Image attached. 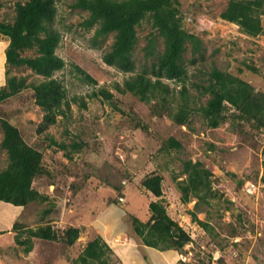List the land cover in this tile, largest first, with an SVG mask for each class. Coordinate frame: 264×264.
<instances>
[{
  "label": "rangeland",
  "instance_id": "1",
  "mask_svg": "<svg viewBox=\"0 0 264 264\" xmlns=\"http://www.w3.org/2000/svg\"><path fill=\"white\" fill-rule=\"evenodd\" d=\"M24 1L0 0V21L12 22L15 3ZM75 1H56V28L62 34L56 54L66 67L55 76L67 90L70 117H58L54 125L38 133L43 112L35 105L32 90L26 89L0 103V118L15 126L28 146L42 152V164L48 171L47 175L34 179L33 187L47 196L50 203L23 207L18 223L36 228L41 210L53 205L47 220H51L48 221L54 228L71 225L83 230L70 247L32 239L33 249L28 254L24 253V246L0 241V264H71L89 239L100 236L105 241L115 233H124L123 238L127 234L133 236L129 214L145 221L149 217V202L157 200L140 185L145 176L154 173L163 177L161 201L168 215L192 239V243L177 252L179 261L264 264V132L255 134L246 126L245 130L250 133H241L232 128L230 120L211 129L198 113L191 114L189 124L179 128L166 116H154L151 105L139 102L128 93L119 94L115 84L122 86L133 74L120 73L103 63L102 55L110 49L113 36L109 35L100 49L93 48L94 30L86 31L80 25L88 13L72 10L70 6ZM178 1L184 28L198 36L204 47V61L195 65L186 63V85L189 95L194 96L195 106L204 105L208 96L200 97L192 84L205 83V72L212 67L239 76L264 93V31L250 38L235 24L223 21L220 14L229 0ZM261 24L264 30V14ZM136 30L138 41L133 58L138 73L143 65L150 64L144 59L143 48L152 30L147 20ZM158 49L162 50L161 41ZM189 58L188 52L185 60ZM74 66L90 75L97 84L82 83ZM11 75L23 76L27 83L42 80L26 68L12 70ZM101 88L113 94L110 102L92 97L93 92ZM81 101L85 102V109L80 106ZM2 137L0 128V142ZM76 137L86 146L80 153H74L71 160L64 157L59 148L50 146V138L57 143L70 144ZM170 137L179 140L182 148L168 153L160 151ZM186 160L200 161L212 173L213 187L222 195L211 206H201L197 213L199 220L210 224L209 230L191 220L190 212L196 200L182 204L179 199L177 182L185 178L181 171ZM6 165V153L0 149V171ZM120 185L124 203L121 208L108 203L109 198L119 196L111 186Z\"/></svg>",
  "mask_w": 264,
  "mask_h": 264
},
{
  "label": "trees",
  "instance_id": "2",
  "mask_svg": "<svg viewBox=\"0 0 264 264\" xmlns=\"http://www.w3.org/2000/svg\"><path fill=\"white\" fill-rule=\"evenodd\" d=\"M56 1L16 2L12 22L0 21V34L9 40L5 51L6 84L0 88V103L17 96L23 90L31 89L35 105L43 112L38 133L54 125L58 117H70L71 101L67 90L55 76L66 67L64 60L56 54L62 42V34L56 28ZM70 7L88 13L80 25L86 31L94 30L91 38L93 48L100 49L107 37L113 36L110 49L102 55L103 63L120 73L133 74L122 86L115 84L114 88L119 94L128 93L139 102L151 105L150 111L154 116H166L179 128L189 124L191 114L198 113L211 129L230 120L232 128L241 133L264 132V93L255 90L239 76L216 67L205 72V83L201 81L192 84L200 97L208 96L204 105L195 106L194 96L189 95L186 85V63L195 65L204 61V47L198 36L184 28L178 0H76ZM263 14L264 0H229L220 18L238 26L245 36L255 38L264 31L261 24ZM145 20L150 23L152 30L143 48L144 59L149 60L150 64L143 65L137 73L133 58L138 41L136 29ZM159 41L162 43L161 51L158 49ZM26 52H33L34 55H24ZM188 52L190 58L186 61L185 54ZM23 68L42 80L27 83L25 77L11 75L12 70ZM247 69L258 73L253 67L247 66ZM74 71L82 83L93 86L97 84L81 68L74 66ZM169 82L179 88H172ZM92 97H101L109 102L114 98L104 88L94 91ZM112 105L117 109L115 104ZM80 106L85 109V102L81 101ZM246 126L249 131L245 130ZM0 128L3 134L0 149L5 151L7 157L6 167L0 171V201L24 208L32 203H50L47 196L33 187L35 178L48 174L42 164V152L28 146L19 130L10 122L0 118ZM49 140L50 146L59 148L64 152V157L70 160L74 153H80L86 146L78 137L70 144L57 143L53 138ZM181 148V142L170 137L162 144L160 151L168 153ZM181 173L185 178L177 182L180 202L187 204L195 199L194 208L190 212L191 220L205 230L211 229L208 222L197 218V213L201 211V206H211L213 201H219L222 197L213 187L212 173L200 161L191 160L183 162ZM162 182L163 177L155 173L142 179L141 187L157 200L149 202L147 220L129 214L130 226L133 236L144 246L159 251L180 252L192 243V239L168 215L162 204ZM111 187L119 196L116 199L109 198L108 203L123 207L122 186ZM53 207L48 205L41 210L36 228L15 223V243L24 246L25 253L32 250V239L68 247L78 240L82 227L68 225L58 229L50 224L51 220L47 218ZM112 253L108 244L97 236L86 242L71 264H109ZM179 263L186 264L181 261Z\"/></svg>",
  "mask_w": 264,
  "mask_h": 264
},
{
  "label": "crops",
  "instance_id": "3",
  "mask_svg": "<svg viewBox=\"0 0 264 264\" xmlns=\"http://www.w3.org/2000/svg\"><path fill=\"white\" fill-rule=\"evenodd\" d=\"M8 44V38L0 34V88L6 84L5 51ZM22 211L23 207L21 206L0 201V241L10 245L15 243L17 230L15 231L14 225L16 222L18 223ZM20 224L26 227V224ZM123 234L118 235V233H115L113 237L110 236L109 239H105L113 252L110 255L109 264H114V262L115 264H177L180 259L174 250L159 251L144 246L135 236L130 234L125 235V238H123Z\"/></svg>",
  "mask_w": 264,
  "mask_h": 264
},
{
  "label": "built area",
  "instance_id": "4",
  "mask_svg": "<svg viewBox=\"0 0 264 264\" xmlns=\"http://www.w3.org/2000/svg\"><path fill=\"white\" fill-rule=\"evenodd\" d=\"M248 193H252V192H248Z\"/></svg>",
  "mask_w": 264,
  "mask_h": 264
}]
</instances>
